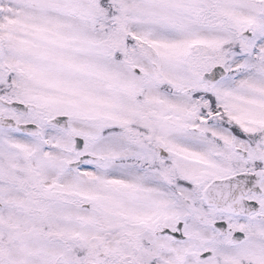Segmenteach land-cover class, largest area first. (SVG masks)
<instances>
[{
    "label": "snow or ice",
    "instance_id": "snow-or-ice-1",
    "mask_svg": "<svg viewBox=\"0 0 264 264\" xmlns=\"http://www.w3.org/2000/svg\"><path fill=\"white\" fill-rule=\"evenodd\" d=\"M0 264H264V0H0Z\"/></svg>",
    "mask_w": 264,
    "mask_h": 264
}]
</instances>
